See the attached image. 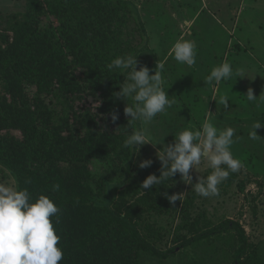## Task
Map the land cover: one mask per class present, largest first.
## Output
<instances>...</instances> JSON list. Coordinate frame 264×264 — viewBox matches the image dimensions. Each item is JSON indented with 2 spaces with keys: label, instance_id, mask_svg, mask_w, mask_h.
Returning a JSON list of instances; mask_svg holds the SVG:
<instances>
[{
  "label": "trees",
  "instance_id": "16d2710c",
  "mask_svg": "<svg viewBox=\"0 0 264 264\" xmlns=\"http://www.w3.org/2000/svg\"><path fill=\"white\" fill-rule=\"evenodd\" d=\"M146 20L133 0H21L19 10H0V168L16 188L61 209L52 218L59 264H162L175 255L201 264L203 248L228 238L229 264H264L238 222L194 215L197 194L184 193L179 174L140 188L161 165L143 146L122 147L142 125L128 126L125 102L112 95L128 71L107 65L149 48ZM144 159L150 168L138 167ZM165 192L185 195L172 207Z\"/></svg>",
  "mask_w": 264,
  "mask_h": 264
},
{
  "label": "rangeland",
  "instance_id": "374dc122",
  "mask_svg": "<svg viewBox=\"0 0 264 264\" xmlns=\"http://www.w3.org/2000/svg\"><path fill=\"white\" fill-rule=\"evenodd\" d=\"M147 18L148 47L139 53V65L155 70L163 63V88L175 102L146 126L153 142L171 143L184 128L199 129L205 118L219 129L232 127L240 139L231 146L233 156L242 162L239 171L230 173L219 185V195L194 201V215H206L212 222L235 221L245 231L255 250L264 256V96L255 102L246 99L249 88L259 98L264 94V0H133ZM21 0H0V10H19ZM196 44V64L179 63L170 54L178 39ZM228 62L234 71L229 80L213 88L205 80L213 67ZM238 70V71H237ZM154 71L150 72V75ZM227 97L229 107L219 103ZM214 99V100H213ZM92 105H103L102 97H91ZM209 112L213 115H209ZM257 138L250 139L253 125ZM160 145H144L153 155ZM95 176L103 173L99 162L91 164ZM211 172L204 163L192 170L197 175ZM0 183L16 188L11 177L0 168ZM184 193L190 185L180 182ZM233 233V231L231 232ZM232 239L214 243L198 253L201 264H229L227 255ZM147 264H161L150 261ZM162 264H183L175 255Z\"/></svg>",
  "mask_w": 264,
  "mask_h": 264
},
{
  "label": "clouds",
  "instance_id": "9594fccd",
  "mask_svg": "<svg viewBox=\"0 0 264 264\" xmlns=\"http://www.w3.org/2000/svg\"><path fill=\"white\" fill-rule=\"evenodd\" d=\"M174 59L189 67L196 64V44L191 40L178 39L170 50ZM109 70H127L128 74L123 83L119 85L120 91L113 92L116 100L125 102L123 115L128 119V126L134 122L142 125L150 123L158 114L165 113L171 108L174 100L168 96L163 88V63H157L155 70L145 65H139L137 56L128 54L117 57L107 65ZM154 74L150 75V72ZM233 67L228 62L213 67L205 83L215 87L221 81L229 80L233 75ZM238 71V70H237ZM254 96L253 90L248 89L246 99L250 102L259 100ZM131 99L132 103H127ZM214 100V99H213ZM219 103L224 109L229 107L227 97H221ZM209 115H213L209 112ZM120 119L119 111L110 114V121L115 124ZM262 127L260 121L253 125L249 133L250 139H256V129ZM119 128V127H118ZM117 128V129H118ZM235 129L225 127L217 128L208 118L202 126L184 128L176 132L171 143L153 142L147 127L136 128L127 135L122 142L125 149H134L138 153L144 145H160L156 150V157L161 165L159 177L148 175L140 185L141 189H152L169 178L179 174L184 185H190L201 197L219 195V185L228 179L230 173L239 171L242 162L233 156L231 146L240 139L235 137ZM152 159L142 160L140 169L150 168ZM204 163L211 169L206 176L197 175L193 183L192 170ZM59 184L53 185L58 191ZM185 194L164 193L165 199L172 206L183 199ZM61 209L46 195H39L35 199L27 188L19 189L0 183V264H59L63 259V251L58 247L60 237L53 227V217H57Z\"/></svg>",
  "mask_w": 264,
  "mask_h": 264
}]
</instances>
